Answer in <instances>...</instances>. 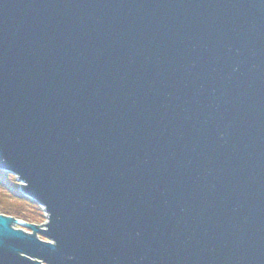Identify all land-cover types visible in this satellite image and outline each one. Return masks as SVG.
<instances>
[{"label": "water", "instance_id": "water-1", "mask_svg": "<svg viewBox=\"0 0 264 264\" xmlns=\"http://www.w3.org/2000/svg\"><path fill=\"white\" fill-rule=\"evenodd\" d=\"M0 264H264V0H0Z\"/></svg>", "mask_w": 264, "mask_h": 264}, {"label": "trees", "instance_id": "trees-1", "mask_svg": "<svg viewBox=\"0 0 264 264\" xmlns=\"http://www.w3.org/2000/svg\"><path fill=\"white\" fill-rule=\"evenodd\" d=\"M0 189L4 192L2 196L5 200L9 199L11 201H15L19 204H24V206H28L27 208L31 210L32 215H26L19 209H12L8 207L7 204L0 205V213L5 215L14 216L17 219H22L24 221L35 222V219H32L33 216L43 217V209L39 206L37 202L32 199H29L21 192V185L16 180L13 174L7 173L3 170H0Z\"/></svg>", "mask_w": 264, "mask_h": 264}, {"label": "rangeland", "instance_id": "rangeland-1", "mask_svg": "<svg viewBox=\"0 0 264 264\" xmlns=\"http://www.w3.org/2000/svg\"><path fill=\"white\" fill-rule=\"evenodd\" d=\"M3 190L2 189H0V203H3V204H7L8 205V207H10V208H12V209H19V210H21L22 212H24V214H26V215H32L31 214V210H29L28 208V206H24V204H19V203H17V202H15V201H11V200H9V199H7V200H5L3 197L4 196H2V195H4L3 194ZM5 193V192H4ZM29 198V197H28ZM29 199H31V198H29ZM1 206H3L2 204H0ZM40 206V205H39ZM28 207V208H27ZM41 207V206H40ZM1 211V210H0ZM14 217V216H13ZM32 219H35V224H38V225H41V226H43V224L44 223H46L47 222V215H46V212L44 211V209H43V217H38V216H33L32 217ZM20 220H22V219H20ZM24 221V220H23ZM27 222V221H26ZM29 223H33V222H30V221H28Z\"/></svg>", "mask_w": 264, "mask_h": 264}, {"label": "bare ground", "instance_id": "bare-ground-1", "mask_svg": "<svg viewBox=\"0 0 264 264\" xmlns=\"http://www.w3.org/2000/svg\"><path fill=\"white\" fill-rule=\"evenodd\" d=\"M33 200V199H32ZM35 201V200H34ZM36 202V201H35ZM38 203V202H37ZM39 204V203H38ZM40 205V204H39ZM41 206V205H40ZM42 209H44L42 206H41ZM10 216V215H9Z\"/></svg>", "mask_w": 264, "mask_h": 264}]
</instances>
